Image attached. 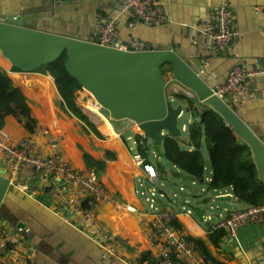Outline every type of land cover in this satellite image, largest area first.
<instances>
[{"label": "crops", "instance_id": "1", "mask_svg": "<svg viewBox=\"0 0 264 264\" xmlns=\"http://www.w3.org/2000/svg\"><path fill=\"white\" fill-rule=\"evenodd\" d=\"M17 1L0 0V14L4 16L13 13L17 9L26 8L31 9L34 16L41 17L42 10L40 7L44 0ZM62 1L76 3L75 5H65L63 8L68 9L65 13L69 18L75 19L76 25L74 27H78L79 34L86 35L92 28L93 39L102 21L106 22L110 17H116L117 42L125 43L130 38H136L144 42L147 49L163 46L167 39L172 36V31L186 22L201 27L208 7L215 6L219 2V0H157L159 7L169 18L170 23L155 27L138 24L130 28L127 22L131 16L127 13L117 14L118 3L116 0ZM228 2L233 8L234 25L239 36L222 52L214 51L207 46L203 51V54H206V57L202 58L203 62L204 64L208 63L210 77H214L216 80L224 79L233 66H243L247 69L264 66V0H228ZM59 3L61 4V2ZM55 14L56 12H53L52 18H55ZM49 19L51 18L43 17L41 20L46 23ZM0 70L5 72L27 99L32 116L36 121V127L47 126L54 133L61 135L63 156L75 168H86L82 159L83 152L96 160H104L106 152L115 155V159L112 161L107 160L105 169L97 175L113 202L131 205L136 211L129 213L117 208L114 203L101 204L95 210L96 219L102 228L113 235L120 256L125 261L131 264H146L153 259L155 255L149 247L144 226L145 207L140 194L142 189L137 190V184L143 181L146 183V180L141 171L133 165L131 161L133 153L127 148L122 134L112 128L111 121L106 119L103 113L101 115L97 114L95 107L85 103V101L90 102L91 97H87L81 90L74 92L73 100L78 101L82 107L88 108L91 121L88 114L86 116L101 137L90 132L86 133L84 124L80 120L71 114H66L60 108L63 101L58 95L56 86L49 74L40 71V69L29 72L16 69L1 54ZM172 78L168 73L166 80L169 82L168 96L170 99H173L172 94L186 91L180 83ZM28 84L38 85L40 88L28 87ZM256 87L257 89H252L251 95L254 96L258 93L259 95L252 101L244 102L245 106L242 111L252 123L253 132L264 140V89L262 86ZM246 90L245 86V93ZM179 102L181 101L179 100ZM181 103L185 104L184 102ZM75 105L80 109L76 103ZM200 110L202 108L198 110L197 115ZM190 116L191 121L189 124L196 120L193 114H190ZM119 123L127 125L124 131L132 133L127 137L132 138L136 152H138L137 143L134 139L135 134H139L136 132V127L129 121H119ZM2 127L13 139H20L29 135L23 124L12 117L5 118ZM187 129V125L181 128V131L187 132V139L180 137L179 139L183 142L181 148L191 151V148L186 145L188 140ZM142 140V146H146L147 141H143V143ZM157 149L159 150H155L156 160L159 153L162 152V146L157 147ZM201 153L204 162V185L207 186L211 178V168L205 147H203ZM144 157L150 162L147 155ZM0 161L1 164L4 163L1 156ZM150 163L157 169L159 178L170 182L175 178H189L179 172L178 169L177 172H172L161 167L157 161ZM191 183L195 185L197 182L192 180ZM140 187L145 186L141 184ZM8 194L7 201L13 215L26 224L28 231L34 233L33 242L36 246L34 248L33 245L29 246L22 239L19 232L16 235L8 234L7 241L12 248H16L17 251L22 249L28 251L29 257L23 264H26L27 261H31L32 264H100L101 261L105 264H121L116 262L118 260L104 258L97 245L74 229L61 223L47 209L13 189H9ZM219 196H229L230 200L218 205L212 204L211 200ZM188 202L192 210L191 214L182 213L176 218V222L181 226L180 230L186 235L187 239L200 241L211 257L224 264H264L258 263L261 258L260 254L256 253L258 250L264 252V229L260 226L248 225L240 229L235 237H231L224 230L216 233L218 248L213 246L207 238V225L216 222L220 217L233 210L232 205H236L238 208L245 206L237 202L232 194L231 187L222 190H209L207 193L193 187ZM160 205L164 206L161 203ZM211 205L217 206L219 211L212 212L215 209L210 207L206 209V206ZM85 206L89 207L87 203ZM193 214H196L197 218H194ZM188 242L191 245L193 243L192 241V243ZM192 247L196 250L195 246ZM196 251L200 254L198 250Z\"/></svg>", "mask_w": 264, "mask_h": 264}, {"label": "water", "instance_id": "2", "mask_svg": "<svg viewBox=\"0 0 264 264\" xmlns=\"http://www.w3.org/2000/svg\"><path fill=\"white\" fill-rule=\"evenodd\" d=\"M75 4L71 1L44 0L40 7L41 17L34 16L31 9L26 8L4 16L0 14L1 56L16 69L29 72L52 63L65 53L66 73L106 112L108 119L131 122L141 132L139 135L143 140L152 142L156 147L161 146L166 138L179 137L181 130L177 127V119L183 111L193 114L188 100L194 101L196 107L209 108L248 147L252 162L264 184V140L253 132L252 123L242 111L246 102L259 95L252 96V89H257L256 86L264 89V76L250 78L245 84L247 90L242 97L220 98L214 94L213 89L225 78H211L209 65L203 62L206 46L216 51L202 35L203 24L197 27L186 22L172 31V36L163 46L130 52L92 42V28L86 35L79 34L78 27H74L75 19L69 18L65 13L68 9L63 8ZM53 12H56L55 18H52ZM43 17L51 19L44 23L41 20ZM165 68L172 79L186 89V99L180 100L186 105L182 106L180 102L173 107V99L165 94L168 82V73L165 75L162 72ZM27 86L40 88L34 84ZM162 161L166 162V159L162 158ZM5 173V164L2 163L0 219L4 221L9 235L19 232L22 239L34 248V233L28 231L26 224L13 215L9 208V188ZM229 200V196H219L211 202L220 204ZM232 206L233 210L238 208ZM208 207L219 210L217 206ZM256 253L261 258L258 263H264V252L258 250ZM26 264L32 262L27 261ZM100 264L105 263L101 261Z\"/></svg>", "mask_w": 264, "mask_h": 264}, {"label": "built area", "instance_id": "3", "mask_svg": "<svg viewBox=\"0 0 264 264\" xmlns=\"http://www.w3.org/2000/svg\"><path fill=\"white\" fill-rule=\"evenodd\" d=\"M116 2L117 14L127 13L131 16L127 22L130 28L138 24L155 27L170 23L157 0ZM232 10L228 0H219L217 5L208 7L205 12L202 35L217 52L227 49L239 36ZM117 37L116 17H110L103 26H100L92 42L130 52L147 50V46L141 40L130 38L120 44ZM260 76H264V66L254 69L233 66L213 92L220 98L242 97L246 82L250 78ZM183 94L186 95L187 92ZM85 103L95 107L97 114L101 115V108L92 98L90 102ZM0 156L5 164L9 189L47 209L63 224L92 241L102 251L104 258L131 264L120 256L113 235L98 223L95 210L101 204L111 203L129 213H134L136 209L131 205L113 202L94 169L75 168L63 156L60 134L54 133L47 126H40L27 136L13 139L0 126ZM131 161L144 175L147 184L156 183L157 169L146 157L136 152L131 155ZM140 188L145 207L146 237L155 255L146 264H205L202 256L187 241L186 235L173 225L179 214H191L190 203L185 201L181 206L172 204L161 206L155 198L156 193L153 189ZM86 203L89 205L88 208L85 206ZM248 225H257L264 229L263 204L246 205L231 210L216 222L210 223L206 232L216 234L224 230L231 237H235L240 229ZM7 238L8 229L0 219V264H23L29 257L28 251L26 249L17 251L16 248H12Z\"/></svg>", "mask_w": 264, "mask_h": 264}, {"label": "trees", "instance_id": "4", "mask_svg": "<svg viewBox=\"0 0 264 264\" xmlns=\"http://www.w3.org/2000/svg\"><path fill=\"white\" fill-rule=\"evenodd\" d=\"M65 60L66 55L62 53L52 63L43 65L37 70L40 69L52 77L58 95L63 101L60 108L66 114H71L80 120L84 124L86 133L90 132L101 137L88 117L75 105L74 92L81 90V87L66 73L64 69ZM162 72L166 75L168 70L163 69ZM172 97L179 100L186 99L185 95L181 93H174ZM188 104L196 118L187 129L188 140L186 145L191 148V151L181 148L183 142L179 137L166 138L161 145L162 158H165L166 162H169L182 174L200 183L204 180V162L201 151L205 147L211 168L208 190H222L231 187L237 202L245 206L264 205V184L261 182L252 162L248 147L237 139L231 129L214 111L203 106L196 107L192 100H188ZM200 107L202 110L197 115ZM7 117H12L17 122L22 123L29 134L36 129V121L32 116L27 99L5 72L0 70V126H3ZM134 139L137 143L138 152L145 156L147 148L140 143L143 138L139 134H135ZM82 159L86 168L94 169L99 174L105 169L106 161L114 160L115 155L106 152L104 160H96L83 152ZM173 225L175 228H181L176 221ZM207 238L213 246L219 247L215 234L207 233ZM187 241L194 243L191 242L192 246H195L196 250L200 252L205 264H224L211 257L200 241L191 238H188Z\"/></svg>", "mask_w": 264, "mask_h": 264}, {"label": "rangeland", "instance_id": "5", "mask_svg": "<svg viewBox=\"0 0 264 264\" xmlns=\"http://www.w3.org/2000/svg\"><path fill=\"white\" fill-rule=\"evenodd\" d=\"M168 86H169V82L166 83L165 86V94H167L168 96ZM81 92L85 93V95H87V97H91L87 92H85L84 90L81 89ZM184 93V92H183ZM75 102V99H74ZM77 104V106L80 107L81 111L86 115L88 114V108L86 109L85 107H82L78 101L75 102ZM171 104L173 107H176L177 105L180 104V102L173 98V100L171 101ZM182 104V103H181ZM182 106H184L182 104ZM184 110V107H183ZM101 113H103L104 117L106 119H108V115L106 114V112L104 110H100ZM89 117V114H88ZM90 119V117H89ZM77 120V119H75ZM91 121V119H90ZM191 121V116L190 113H186V112H182V115L177 119V127L181 130V128L185 125H187V127L190 125ZM111 125L113 126L112 128L116 131L119 132L120 134H122L123 140L127 146V148L129 149V151L131 153L136 152V147L135 144L132 142V138L129 139L127 136L132 135V133L128 132V131H124V129L127 127L126 124H121L119 123V121H111L110 122ZM136 132L141 134V132L136 128ZM180 138L182 139H187V132H183L181 131ZM181 140V139H180ZM147 151H146V155L148 157V159L150 160V162H158L159 165L167 170H170L172 172H177V169H175L169 162L165 163L162 161V157L160 156L161 154L159 153V157L156 160L155 159V150L158 151L159 149H157L156 146H154V144L152 142H147L146 145ZM207 151V150H206ZM208 157V154H207ZM209 161V159H208ZM1 164V161H0ZM192 180L190 178H175L173 181H169V180H165L162 178L157 179L155 184H147L145 183V181L138 183L137 184V190L140 191V185L143 184L146 188L149 189H153L156 193L155 198L157 200L158 203H161L163 205L165 204H172L173 206H180L182 205V203H184L186 200L190 201V197H191V188H196L197 190H203L204 193L209 192V190L207 189V186L204 185V180L202 182H197L195 185L191 183ZM180 187H182V190H180ZM159 194H162L161 196ZM213 204V203H212ZM216 205H218V203H216ZM206 209H209L208 206H206ZM215 211H219V210H212V212ZM217 214V213H216ZM194 218H197L196 214H193ZM213 219H215L214 216H212Z\"/></svg>", "mask_w": 264, "mask_h": 264}]
</instances>
